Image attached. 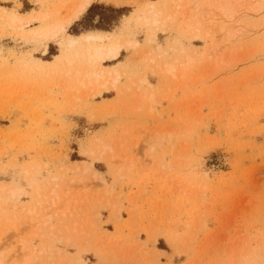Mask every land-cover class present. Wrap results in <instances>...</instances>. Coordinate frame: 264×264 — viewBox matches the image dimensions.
Here are the masks:
<instances>
[{
  "label": "rangeland",
  "instance_id": "rangeland-1",
  "mask_svg": "<svg viewBox=\"0 0 264 264\" xmlns=\"http://www.w3.org/2000/svg\"><path fill=\"white\" fill-rule=\"evenodd\" d=\"M75 1L0 0L49 14L0 20V188L24 190H0L5 264H264V0H213L200 24L194 0H94L46 54L32 31ZM93 30L139 46L67 61L60 39Z\"/></svg>",
  "mask_w": 264,
  "mask_h": 264
},
{
  "label": "bare ground",
  "instance_id": "bare-ground-1",
  "mask_svg": "<svg viewBox=\"0 0 264 264\" xmlns=\"http://www.w3.org/2000/svg\"><path fill=\"white\" fill-rule=\"evenodd\" d=\"M93 1L94 0H76L74 5L71 8L70 13L68 15H66L65 17H63L61 20H59L58 22L54 23L51 26L46 25L45 27L41 28L40 30H33L32 31L31 34L38 35L42 39H44L45 42H47V43H45L46 44V46H45V53L46 54H47L48 49H49V44H50L49 42L52 41L53 39H55L56 37H58L60 34L65 33L76 21H78L80 19V17L83 16L88 11V9L92 6ZM181 1H183V0H181ZM200 1H203L204 3H206V6L204 8H200V6H199ZM176 7H178V10L180 11V9L183 7V4L181 3ZM220 10L222 11V7L221 8L220 7L219 8L213 7V0H194L193 6H192V12H189L190 10H187L189 12V13L187 12V14L191 13V17H193L197 21V24H200V22L203 19H212L215 15L214 13H216V11L218 13V11H220ZM221 11L219 13H221ZM147 12L150 13V17H148L147 15L145 16V14H144L145 19L144 18L143 19L145 20V22L147 24L151 23V25H154L157 27L158 24L160 23L161 12L156 11L155 6L153 4L148 5ZM217 13H216V15L220 16V14L219 13L217 14ZM48 18H49L48 13H43L41 15H37V14L35 15V14H30V13L22 14V13H19L16 9L14 10V9H10V8L0 6V20L2 22H4V24L6 26L12 27L16 30H24L27 27L32 26L34 22L45 21ZM153 35L156 36L155 33ZM30 37H31V35H30ZM60 41H61L63 47L65 48L66 60L68 59V56L71 53H73L74 57L77 60L83 61V63L85 65H88V63H89L92 66H96V65H98V67L101 66V68L102 67L106 68L105 64L108 62H113L115 60H118L120 58L123 50H125L126 48H129V47L135 48V46H137L139 44L135 40L120 39V38L114 36L111 32H94V30H93V32H88V33L82 34L80 36H72V35L68 34L66 37L61 38ZM82 48H84V49H82ZM98 69H95V68L94 69L93 68L86 69L84 72H78L77 74L82 75L84 77V79L88 81V84H90V83H94L95 85L99 84L103 88H106L109 83L110 84L112 83L111 85H115L119 81L120 74L118 71L109 72L107 75L105 73V71L98 70ZM82 83H84V81H82ZM82 85H84V84H82ZM100 90H101V88H100ZM86 171H88V170H86ZM96 177L98 178V176H96ZM99 177H100V175H99ZM6 188L8 189V187H1L0 190H5ZM8 191L13 196H16L17 198L22 193H24L23 192L24 190L21 188H9ZM53 192H55V193H53L54 195L56 194L58 196V193H56V191H53ZM105 195H108V194L105 193ZM28 212L30 214L35 213L34 209L29 210ZM12 220L7 221V222H9V225L12 224V223H10V222H12ZM23 246H24V243H22V247ZM3 256H4V253H1L0 254V264H5ZM26 258L27 259H24L23 261L21 260L22 262H17L16 264H27L29 256Z\"/></svg>",
  "mask_w": 264,
  "mask_h": 264
},
{
  "label": "crops",
  "instance_id": "crops-1",
  "mask_svg": "<svg viewBox=\"0 0 264 264\" xmlns=\"http://www.w3.org/2000/svg\"><path fill=\"white\" fill-rule=\"evenodd\" d=\"M124 51V50H123Z\"/></svg>",
  "mask_w": 264,
  "mask_h": 264
}]
</instances>
